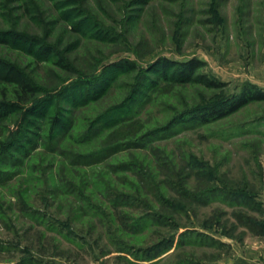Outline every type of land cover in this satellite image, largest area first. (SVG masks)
I'll return each instance as SVG.
<instances>
[{
	"label": "rangeland",
	"instance_id": "obj_1",
	"mask_svg": "<svg viewBox=\"0 0 264 264\" xmlns=\"http://www.w3.org/2000/svg\"><path fill=\"white\" fill-rule=\"evenodd\" d=\"M11 33L37 40L36 46L52 53L38 55L6 40ZM159 57L199 60L197 72L224 84L161 83L149 91L146 76L154 73L146 70ZM0 60L20 68L35 88L0 120V148L13 131L24 130L19 123L32 118L23 111L33 103L49 104L41 129L61 112L73 119L72 135H79L125 101L138 82L149 96L132 111L129 124H115L82 145L66 139L53 152L40 146L17 166L0 164V173L8 171L0 180V264L260 263L264 99L205 123H175L145 148L80 168L89 205L74 193L52 190L60 180H79L64 165L63 151H99L119 135L162 127L182 111L235 99L244 85L264 92V0H0ZM117 64L134 68L118 74L97 100L72 104L74 88L102 84L108 66ZM0 100H15L11 84L0 81ZM124 158L139 170L118 178L114 168ZM119 189L139 199L113 209L105 194ZM179 194H199L200 200ZM113 210L126 216L122 224ZM132 218L139 227L125 229ZM162 239H171L170 247L148 257Z\"/></svg>",
	"mask_w": 264,
	"mask_h": 264
},
{
	"label": "trees",
	"instance_id": "obj_2",
	"mask_svg": "<svg viewBox=\"0 0 264 264\" xmlns=\"http://www.w3.org/2000/svg\"><path fill=\"white\" fill-rule=\"evenodd\" d=\"M5 39L8 41H14L16 43H21L23 47L28 48L31 52L38 55L40 53L43 56H48L50 53H52V49L45 46L44 44L36 46L37 40L35 41L24 37L21 38L18 37V35L12 33L10 35L7 34ZM57 63L62 65L59 58L57 59ZM199 64V60L196 59H192L183 63H174L172 60H168L165 57H159L152 64H150L149 68L146 70V75H148L147 73L149 72H153L154 76H146L145 83L149 82V91L158 88L161 83L192 82L201 83L203 86L209 88H217L224 84L223 82L217 81L213 77L207 76L205 73L197 72L196 69ZM131 68H134V66L130 64L109 65L107 73L108 75L103 77L102 84L97 83L95 86H91L89 88H84V86H82L80 88H74V92L71 91L70 100L73 102L72 104L79 105L87 103L90 100H97L109 89L112 81L115 80V77H117L118 74L129 71ZM0 81L11 84L15 93V100H0L1 120L9 113L13 112V110L18 107L20 102L24 101L23 96L25 94H32L35 88L25 78L20 68L5 60H0ZM142 82L143 81L137 83L136 88H133V93L128 96L125 101L111 107L107 112L91 120L88 128L79 135H72L70 130L73 126V119H66L63 116L64 114L61 112L49 116L47 119L46 128L41 129L40 122L43 123V121L47 118L49 104L33 103L29 107L24 108L23 113L32 116V118L27 119L26 117H23L21 119L22 122L19 123V126H23L24 130L21 132L16 130L13 131L10 137H8L6 144L0 148V164L4 163L11 166H17L23 162L24 158H26L30 152L37 151L38 147L40 146L45 147V150H50L53 152L55 146L63 143V140L66 139L70 140L74 144L82 145V143L88 142L89 140L100 136L104 129H110L115 124H129L128 121L132 119V111L137 108L141 102H143L145 99L147 100L149 97L148 95H144L143 90L140 88L143 85ZM141 94L143 95V99L141 96H139ZM252 99H264V92L258 90L254 86L244 85L239 96L235 99L228 100V102H224L222 104H206L199 109L196 108L194 110L182 111L178 115H175L173 118H171V120L162 127H157L151 130L145 129L144 131L133 135H119L117 138L114 137V140L108 142L107 145L103 146L104 148L99 151L86 152L83 150L79 151L74 149H70V152L63 151L62 153L64 158L67 160V162L63 160L65 163L64 165L69 170L75 172L80 180V168H83L84 166L92 168L94 165H98L119 153L130 155L129 151H134L137 148H145L147 143L158 137L156 135H158L160 132L169 131V128H171V126L175 123L186 122L188 120L194 121V123H205L209 120L221 117L237 110L240 106ZM19 129H21V127ZM44 130L45 133H42ZM41 139L43 140L41 141ZM25 146L26 149H24ZM130 158H124V161L120 160L118 165L114 168V170H116L118 173V178H120V175H122L120 173H124L126 170L137 174L139 169L136 168L134 163L129 162L131 161ZM83 172L85 174L86 171L83 170ZM6 175H8V171L1 172L0 180H2ZM126 175L127 174H125V176ZM121 177V180L125 178L124 176ZM79 180L77 183H79ZM77 183L73 181L71 182V180H60V183L58 182L54 185L52 193L55 194L56 189L64 194L74 193V195L78 196V198H80L84 204L89 205V200L85 195H83L85 194L84 188L88 185L86 179H84L82 182L80 180V184ZM170 183L171 182H168V184L171 186ZM173 187L177 193L181 191V188L178 187V184H173ZM112 193L114 194H105V197H107V200L110 202L109 205L113 207V209H118V205L132 206L134 199H139L137 196L130 194L126 190L119 189ZM179 195L185 199L190 198L192 201L200 200L198 196L199 194ZM176 197L177 198H171V200L176 202L178 200V196ZM158 200L160 201L161 198H158ZM165 202L166 200L162 199V203ZM115 211L116 210H113L112 212ZM118 217L121 221L120 224L123 223V217L126 219V216H121L119 213ZM159 217L163 218L162 215H159ZM131 220H133V218ZM134 221L135 219L129 224H124L125 229L136 230L139 226L135 224ZM259 225L261 227L260 233H264V222L259 223ZM179 242L181 243V240L177 241V245ZM170 244L171 239L160 240L149 250L147 256H158L159 253L167 250L170 247Z\"/></svg>",
	"mask_w": 264,
	"mask_h": 264
},
{
	"label": "crops",
	"instance_id": "obj_3",
	"mask_svg": "<svg viewBox=\"0 0 264 264\" xmlns=\"http://www.w3.org/2000/svg\"><path fill=\"white\" fill-rule=\"evenodd\" d=\"M263 245H261L262 247ZM263 248V247H262ZM260 248L259 264H264V249Z\"/></svg>",
	"mask_w": 264,
	"mask_h": 264
}]
</instances>
